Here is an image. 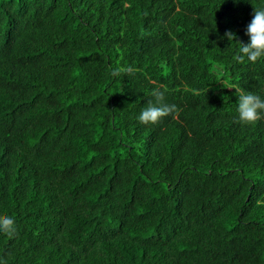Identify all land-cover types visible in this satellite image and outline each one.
Here are the masks:
<instances>
[{"label": "trees", "instance_id": "trees-1", "mask_svg": "<svg viewBox=\"0 0 264 264\" xmlns=\"http://www.w3.org/2000/svg\"><path fill=\"white\" fill-rule=\"evenodd\" d=\"M261 3L0 0V264H264Z\"/></svg>", "mask_w": 264, "mask_h": 264}, {"label": "clouds", "instance_id": "clouds-1", "mask_svg": "<svg viewBox=\"0 0 264 264\" xmlns=\"http://www.w3.org/2000/svg\"><path fill=\"white\" fill-rule=\"evenodd\" d=\"M245 35L247 43H239L237 59L250 63L264 61V3L259 4L253 13V18L246 27ZM227 39L232 41L236 38L235 33L226 32ZM134 69L129 66L123 69H115L113 77H119L121 73H133ZM154 99L144 107L137 120L142 124H156L162 118L169 115L176 108L166 102L165 93L160 89H154ZM237 120L243 125L255 124L264 116V96L241 89L236 102ZM16 231L15 219L12 216L0 217V233L11 236Z\"/></svg>", "mask_w": 264, "mask_h": 264}]
</instances>
